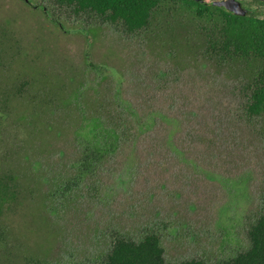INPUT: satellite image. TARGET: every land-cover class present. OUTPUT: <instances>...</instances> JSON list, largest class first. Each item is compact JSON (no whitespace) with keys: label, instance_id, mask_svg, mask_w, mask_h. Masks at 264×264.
<instances>
[{"label":"rangeland","instance_id":"1","mask_svg":"<svg viewBox=\"0 0 264 264\" xmlns=\"http://www.w3.org/2000/svg\"><path fill=\"white\" fill-rule=\"evenodd\" d=\"M45 7L0 0V175L18 185L0 213V264H99L118 234H158L171 264L248 250L264 213L250 71L203 57L180 15L133 35L51 9L59 26ZM89 146L101 161L83 172Z\"/></svg>","mask_w":264,"mask_h":264},{"label":"trees","instance_id":"2","mask_svg":"<svg viewBox=\"0 0 264 264\" xmlns=\"http://www.w3.org/2000/svg\"><path fill=\"white\" fill-rule=\"evenodd\" d=\"M41 3L48 5L43 11L48 13L54 23L58 24L59 21L54 12L50 14V11L57 8L70 10L74 15L95 16L102 22L120 26L133 35L149 31L154 21L160 17L182 16L183 20L195 27L203 57L218 65L235 64L250 71L246 89V113L251 118L264 116V18L254 15L237 16L193 0H40ZM26 85L25 82L22 83L15 90L16 93L24 91ZM7 101L9 100L5 102ZM5 105L7 104L0 100V112ZM107 109L105 108L106 113H109ZM108 118L114 119L109 115ZM122 119L120 117L119 122ZM113 121L110 123H115ZM116 127V124L113 128L109 125L104 132L105 143L112 149L119 136ZM101 152L98 146L87 147L81 171L94 170L95 163L101 161ZM17 187V179L13 173L0 175V213L16 199ZM248 238V250L218 264H264V213L250 226ZM164 254L158 234H147L140 241L118 234L99 264H171L165 260ZM180 264L207 263L192 259Z\"/></svg>","mask_w":264,"mask_h":264},{"label":"flooded vegetation","instance_id":"3","mask_svg":"<svg viewBox=\"0 0 264 264\" xmlns=\"http://www.w3.org/2000/svg\"><path fill=\"white\" fill-rule=\"evenodd\" d=\"M223 1H227V0H203L202 2L199 3L207 6L221 8L216 6L214 3L223 2ZM236 1H238L241 4V7L248 12L247 15H254L256 17L264 16V0H236ZM221 9L225 10L223 8Z\"/></svg>","mask_w":264,"mask_h":264},{"label":"water","instance_id":"4","mask_svg":"<svg viewBox=\"0 0 264 264\" xmlns=\"http://www.w3.org/2000/svg\"><path fill=\"white\" fill-rule=\"evenodd\" d=\"M28 2V0H26ZM195 2H202L203 0H193ZM216 6L221 7L234 15L247 16L248 12L241 7V4L236 0H227L223 2H215Z\"/></svg>","mask_w":264,"mask_h":264}]
</instances>
